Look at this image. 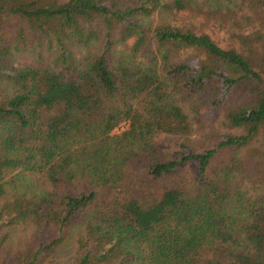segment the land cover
Segmentation results:
<instances>
[{
  "label": "trees",
  "instance_id": "obj_1",
  "mask_svg": "<svg viewBox=\"0 0 264 264\" xmlns=\"http://www.w3.org/2000/svg\"><path fill=\"white\" fill-rule=\"evenodd\" d=\"M0 264H264V0H0Z\"/></svg>",
  "mask_w": 264,
  "mask_h": 264
},
{
  "label": "rangeland",
  "instance_id": "obj_2",
  "mask_svg": "<svg viewBox=\"0 0 264 264\" xmlns=\"http://www.w3.org/2000/svg\"><path fill=\"white\" fill-rule=\"evenodd\" d=\"M122 130H123V126L120 127V128H118L117 130H115V131H114V134H117V133H119V132L122 131Z\"/></svg>",
  "mask_w": 264,
  "mask_h": 264
}]
</instances>
